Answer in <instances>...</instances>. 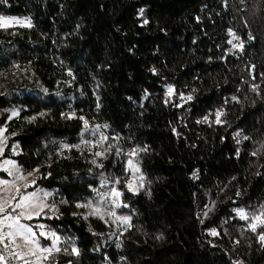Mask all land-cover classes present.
<instances>
[{
    "label": "trees",
    "instance_id": "1",
    "mask_svg": "<svg viewBox=\"0 0 264 264\" xmlns=\"http://www.w3.org/2000/svg\"><path fill=\"white\" fill-rule=\"evenodd\" d=\"M0 15L31 19L0 28V127L51 191L46 264H264V0H0ZM113 189V219L93 215Z\"/></svg>",
    "mask_w": 264,
    "mask_h": 264
},
{
    "label": "rangeland",
    "instance_id": "2",
    "mask_svg": "<svg viewBox=\"0 0 264 264\" xmlns=\"http://www.w3.org/2000/svg\"><path fill=\"white\" fill-rule=\"evenodd\" d=\"M4 16V15H2ZM12 17L20 20H28L31 22V19L28 17L22 16H6ZM20 25H13L11 27H16ZM0 131L3 132V135L0 136V142H2L3 152L0 153V198L4 200H9L10 203L15 204L20 200L21 196H30L35 193L34 197H31L30 201H25L26 204H36L43 205V211L38 214L34 211L32 215V219H23L21 218L20 223L26 224L32 228V232L35 233L34 239L39 242L40 248H58L59 247V236L54 230H50L46 228L45 221L48 218H52L57 215V211L55 207L50 202L51 191L47 188H44L38 184L39 172L33 170L31 172H24L19 165L17 159L5 157L4 154L6 152L5 146V127H0ZM6 161L10 163H6ZM135 162H132L131 167H134ZM11 173V174H10ZM31 173V175H29ZM134 182L133 176L129 179ZM116 194V190L110 191L106 194V197L103 198L102 204L100 201L98 203L90 204V210L93 215L104 216L107 219H113L114 210L107 208V201L111 200L113 196ZM14 198V199H13ZM99 210L98 212L96 210ZM19 211V210H18ZM9 212L11 209L9 208ZM12 215H16V213H11ZM3 217L0 216V219ZM105 220V218H104ZM118 220H115L117 223ZM43 226V227H41ZM5 233L9 231L8 229H4ZM43 232L44 235H40ZM31 235V234H29ZM16 244H13L14 248L17 252H27L28 249H33L36 251L35 256L28 255L25 257L26 260L31 261V264H46L49 254L44 252H40L37 249L36 244L25 243V240L21 237V235H17L15 237ZM44 241H47L44 244ZM19 245L20 247H16ZM57 252L53 251L52 253ZM44 257H47L46 259ZM24 264L25 261L23 260Z\"/></svg>",
    "mask_w": 264,
    "mask_h": 264
},
{
    "label": "snow or ice",
    "instance_id": "3",
    "mask_svg": "<svg viewBox=\"0 0 264 264\" xmlns=\"http://www.w3.org/2000/svg\"><path fill=\"white\" fill-rule=\"evenodd\" d=\"M142 12H143V10H141V13ZM145 23H147V21H145ZM13 25L31 26V22L28 20H20V19L0 15V28L7 29ZM229 35L232 36V40L228 41L229 44H232L233 40H239V37H237L236 34L234 32H232V30H229ZM233 47L234 48L238 47L241 50H243V44L242 43L233 44ZM171 91L172 90L169 89V92H171ZM181 98L183 99V96H181ZM188 99L191 100L192 97L189 96ZM12 115H14V116L18 115V113L13 112ZM221 115H222V113H220V112L216 113V123L221 122L220 121ZM2 135H3V132L0 131V136H2ZM85 143H87V141H85ZM2 152H3V146H2V142H0V153H2ZM97 154L99 155V153H97ZM133 154L134 153H129V155H133ZM6 163H10V162L6 161ZM93 163H95V161H93ZM129 164H131V161H129ZM37 171H38V169H37ZM29 175H31V173H29ZM0 183H7V182L5 181V182H0ZM116 195H119V193H116ZM34 196H35V193L31 194V197H34ZM31 197L30 196H21L20 200L17 201L15 204L10 203L9 200H4V199L0 198V216L3 217L2 219H0V244H4V248L7 249L8 244L4 243V241L8 240L10 243L16 244L15 237L17 235H21V237L25 240L26 244H28V243L36 244L37 249L40 252H42V253L46 252L49 255H51L53 251L58 252V251H60V249L59 248H55V249H53V248H40L39 242L34 239L35 233L32 232V228L26 224L20 223L21 218L29 219V220L32 219V215H33L34 211L37 214L39 212L43 211V208H44L43 205H36V204H31V203L26 204L25 203V201H30ZM9 208L11 209V212H9ZM96 211L98 212L99 210L97 209ZM237 212H238V215L240 216L241 219L249 220V215L246 214L245 211L237 210ZM11 213H16V215H12ZM125 219H127V218H125ZM251 220H252V223H250L251 231H253V232L257 231V224L258 223L260 224V226L264 227V211H261L259 214H255V213L252 214ZM41 227H43V226H41ZM4 229H8L9 231H7L5 233ZM29 234H31V235H29ZM215 234L216 233L213 232V235H215ZM40 235L43 236L44 233L41 232ZM259 240H260V242L264 243V233L259 234ZM16 247H20V246L16 245ZM73 252H76V250L73 249ZM11 254L13 256L19 258L20 260H24L25 264H31V261L26 260L25 257L28 255L35 256L36 251H34L33 249L30 248V249H28L27 252L13 251ZM44 258L46 259L47 257H44ZM0 264H6L5 257L2 253H0Z\"/></svg>",
    "mask_w": 264,
    "mask_h": 264
},
{
    "label": "built area",
    "instance_id": "4",
    "mask_svg": "<svg viewBox=\"0 0 264 264\" xmlns=\"http://www.w3.org/2000/svg\"><path fill=\"white\" fill-rule=\"evenodd\" d=\"M4 243L8 244V248L5 249L4 244H0V253L4 255L6 264H24L23 260H20L11 254L13 251H16L13 244L8 240H5Z\"/></svg>",
    "mask_w": 264,
    "mask_h": 264
}]
</instances>
